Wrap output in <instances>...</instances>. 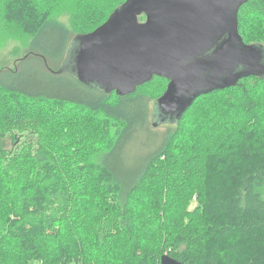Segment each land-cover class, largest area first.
<instances>
[{
	"label": "trees",
	"instance_id": "1",
	"mask_svg": "<svg viewBox=\"0 0 264 264\" xmlns=\"http://www.w3.org/2000/svg\"><path fill=\"white\" fill-rule=\"evenodd\" d=\"M68 1L70 5L62 6L64 0H59L54 6L51 0H28L41 17L48 10L40 20L15 0H0V48L16 41L20 45L11 51L22 52L13 67H0V264H115L105 261V255H120L113 251L115 238L130 228L146 230L141 237L153 240L146 252L155 259L147 264H160L164 254L183 264H264V117L260 128H244L243 121H257L256 116L246 121L241 116L253 115L255 103L231 100L236 90L248 98L246 84H261L264 73L244 72L221 81L224 87L218 81V87L201 91L169 124L159 127L154 117L160 113L157 101L167 89L166 77L155 75L122 94L62 70L71 43L102 25L126 0ZM65 13L72 26L60 19ZM252 19L258 25L253 37L242 33ZM238 32L245 44L264 47V0L240 6ZM230 92V103L219 98ZM46 104L63 108L60 114L68 124L25 116L41 113ZM113 121L118 126L113 136L96 134L85 151L73 145L88 141L83 134L96 131V123ZM69 122L80 128L81 137L69 130ZM190 123L187 150L170 157L173 143ZM7 140L12 141L9 149ZM199 153H205L206 163ZM179 156H187V161ZM12 161H21L17 169ZM160 163L165 164L158 172L169 199L164 210L186 209L182 230L181 217L177 225L172 222L161 231L169 223L162 224L164 212L145 206L141 197L143 184ZM199 165L208 171L200 174ZM91 183L94 190L88 187ZM153 184L157 190L159 183ZM92 190L95 203L90 200ZM194 196L196 207L190 210ZM160 240L162 248L157 246ZM251 244L260 245L261 253ZM135 245L136 258L142 261L144 249Z\"/></svg>",
	"mask_w": 264,
	"mask_h": 264
},
{
	"label": "water",
	"instance_id": "2",
	"mask_svg": "<svg viewBox=\"0 0 264 264\" xmlns=\"http://www.w3.org/2000/svg\"><path fill=\"white\" fill-rule=\"evenodd\" d=\"M248 1L126 0L102 25L75 39L74 73L122 94L164 76L169 83L154 123L159 116L171 121L218 81L216 87H224V79L264 73V47L245 44L238 32V11ZM160 264L183 263L164 254Z\"/></svg>",
	"mask_w": 264,
	"mask_h": 264
},
{
	"label": "rangeland",
	"instance_id": "3",
	"mask_svg": "<svg viewBox=\"0 0 264 264\" xmlns=\"http://www.w3.org/2000/svg\"><path fill=\"white\" fill-rule=\"evenodd\" d=\"M15 2L19 3V5H17V6H21V5L25 6V8L28 10L29 13L33 14L35 17L39 18L40 20H44L49 15V14L47 15V13H48V10H47V13L44 12L42 14L45 16L41 17L38 13H36L37 11H35L32 7H29L30 5H27L28 0H26V1L25 0H15ZM58 2H59V0H51V4H53L54 6ZM69 3H70V1L67 2V0H64V3L62 4V6L65 4L70 5ZM66 7H68V6H66ZM19 14L20 13L16 10H14L12 13V15H14L16 18L19 17ZM59 17L61 20L64 21V23L67 26H72L71 22L69 21L70 15H68V13L61 14ZM143 18H141V19H143ZM74 24H76L75 18H74ZM257 26L258 25L255 24V19H252V21L242 29V33L243 34L245 33L246 35L248 34L249 36L253 37L255 34H258L256 32ZM6 45L7 46L0 48V67L1 66L13 67L15 62H16V59L20 58V56L22 55V52L21 51L20 52L14 51V53H13V51H11V50L14 48V46L20 45V43L16 42V41H14V42L9 41ZM77 47H78L77 42L76 41L72 42V45L68 50L67 60L64 62L63 66H62V70L64 69V70L74 72L76 52L79 50V47L78 48ZM252 84H254L255 86L253 87ZM246 88H247L248 98L245 97V94L242 91L237 92V90L234 91V92H236L235 98L229 97L230 94H232L233 92H230L228 94H224V95L220 96L219 98L224 99L228 103H230V101L232 100V101L236 102V104H240V102L245 103V99L254 102L255 103V110L253 111L254 114L250 115L248 117H247V115L246 116L241 115L245 121L248 120L246 118H252L255 116L257 117V121H259L258 126H255L257 124V121L255 123H253V121L248 120L245 123H244V121H243V123H241L244 125V128L247 127L250 131H252V130H256V129L260 128V122H261L260 118L263 119V117H264V115H263V113H264V82H262L261 84H259V83L255 84L254 82L248 83V84H246ZM230 98H231V100H230ZM237 98H238V100H237ZM45 106L47 107V109H42L41 113L37 112V111H31L29 113H25L26 114L25 116L32 117V119H30V120H34L33 118L43 116V117L49 119L52 123H57L60 119L66 120V123L68 122V120L65 118V116L60 114V113L65 112V110L63 108H54V107L49 106L48 104H46ZM240 112H243V109ZM60 116L62 118H60ZM156 120H157V123L159 124L157 126H159V127H163V126L169 124V122H170L168 119L162 120L160 116L157 117ZM70 124H71V128L69 130L74 134V136L81 137L82 134L77 130L80 128H78L76 126H74L72 128L73 124L72 123H70ZM160 124H164V125H160ZM53 125L55 127H57V124H53ZM96 125H97L96 131L88 132L86 135L83 134V136L86 137V140H88V141L80 140L78 142L76 140L75 144H73V145L77 146V147L81 146V148L79 150L85 151L87 144L91 139L96 138L97 136L103 137V139H106L105 137L113 136L118 131V126L116 124V121H113L109 124H105V123L98 124V123H96ZM236 125H239V124H236ZM191 126H193L192 123L189 124V126L187 127V129L185 131L180 132V134L181 133H184V134L181 137V139H176L175 143H173L171 151H170V157L173 158V157H175L176 154L177 155L180 154L182 152V150H187V148L185 149L186 145L192 141V139L188 133V130H190ZM75 129H76V131H75ZM83 129L85 130L86 128L83 127ZM13 130H15V129L13 128ZM96 134H97V136H96ZM194 137H197V136L195 135ZM243 143L249 144V142L246 140H244ZM11 145H12V141H10V140L5 141V146H7L8 149L10 148ZM231 148H232V145H231ZM198 149H199V147H198ZM204 154L205 153H201V154L199 153V155L201 157V163L207 162V160L204 159V157H203ZM192 155H197V154L194 153ZM179 157L183 158L184 161L185 160L187 161V159H186L187 156H184V157L179 156ZM196 160L190 162L189 164L190 165L195 164ZM4 162H5L4 165L6 167V161H4ZM20 163H21V161H12V168L17 169V166ZM238 164L240 165V162H238ZM164 166H165V164L160 163L157 168L154 167L152 169L151 178L149 177L146 180V182L143 184V187H142L143 195L141 197L145 199V201H144L145 206H151V208L153 207L155 209H159V207H160L161 208L160 214L164 212L163 215H164L165 221H162V224L166 223V220L169 221V223L163 224L162 225L163 229L161 231L166 232L165 231L166 227L169 224L174 222L175 225H177L178 220L179 219L181 220L183 218L180 221V224L182 225L180 230H182L183 226L186 225L185 224L186 223L185 222L186 221L185 216L187 215L186 209H183L182 206H181V209L178 207H172L171 206L167 210V213H166V210H164L167 207V202L169 200L168 199V192H167L168 189L165 188V185L161 181L162 180L160 177L161 175L159 176V172H158V170L162 169V167H164ZM0 167H1V164H0ZM192 167H194V166H192ZM194 168H192V169H194ZM203 169L205 172L208 171L205 167L204 168L201 167V165H199V168H196V170L199 171L200 174H202L201 171L204 172ZM188 179H189V177L187 176L186 181H183L185 186L189 184ZM156 181L159 184L157 186V190H154L153 189V186H154L153 183H155ZM88 187H90L91 189L94 190L96 186H95V184L92 185V183H91L88 185ZM93 190L90 193V197L92 198L90 200H91V202L95 203V201L97 199L94 198L96 193L92 195V193L94 192ZM187 194L188 193L184 192V195H187ZM195 197L196 196H194V198L192 200L190 210H192L196 207V198ZM107 198L110 199V197H107ZM185 199H187V198H185ZM168 215L170 216V218L167 217ZM188 228H190V225H187V227L185 229H188ZM132 231L133 230L130 228L121 237H119L118 239L115 238L117 241H116V245H114L113 251L119 252L120 255H117V257H113V255L111 254L112 251H110L109 253H106V255H105L106 260L105 261H113L115 264H145V263L147 264L149 262L150 258L155 259L153 255H149V253H147L149 248L153 244V240L149 241V237L147 235H145L144 238L141 237L142 234H146V230L142 229L140 232H136V231L132 232ZM182 233H183V231H182ZM98 240L101 241V239H98ZM135 243H137L141 248L144 249L143 250L144 251L143 252L144 257H142V261H141V259L136 258V253H137L138 249H137V246L135 245ZM241 244H242V242H241ZM163 245H164V243L162 240H160L157 244V246L159 248H162ZM252 247H253L256 254L261 253V250H260L261 246L260 245H252ZM233 248L237 249V250L240 249L239 247H233ZM169 250H171V248ZM100 253L101 252L97 253V255L98 256L101 255ZM137 257L140 258L141 256H137ZM255 262H256V260H252V261H250L249 264H255ZM89 264H93V262L90 261ZM221 264H223V262Z\"/></svg>",
	"mask_w": 264,
	"mask_h": 264
},
{
	"label": "flooded vegetation",
	"instance_id": "4",
	"mask_svg": "<svg viewBox=\"0 0 264 264\" xmlns=\"http://www.w3.org/2000/svg\"><path fill=\"white\" fill-rule=\"evenodd\" d=\"M145 17V16H144ZM146 18V17H145Z\"/></svg>",
	"mask_w": 264,
	"mask_h": 264
}]
</instances>
